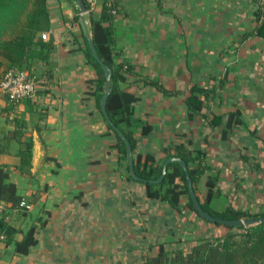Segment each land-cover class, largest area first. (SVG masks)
<instances>
[{
  "label": "crops",
  "instance_id": "obj_1",
  "mask_svg": "<svg viewBox=\"0 0 264 264\" xmlns=\"http://www.w3.org/2000/svg\"><path fill=\"white\" fill-rule=\"evenodd\" d=\"M72 1L59 0L55 7H49L50 26L43 31L48 34L45 41L51 48L45 59H33L29 64L38 81L35 95L12 103L0 90V164L6 166L8 180L15 182L21 200L32 206L26 210L0 201V216L18 230L15 240L21 239L31 225L37 229V242L26 254L15 252L13 242L0 238V264H143L146 257L153 254L154 243L161 239L158 232L152 240L148 233L154 229L139 218L143 213L149 215L147 210L120 207L126 186L135 182L125 178L123 164L118 162L116 150L111 147L113 137L103 135L107 124L94 100L82 98L87 81L95 79L97 74L83 54L84 32L79 19L74 18L76 8ZM117 2L123 13L114 21L115 49L120 51L115 61L131 63L140 78L150 77L172 92L162 95L142 83L139 86L119 84L141 97L133 108L130 125L122 124V128L137 139L141 151L157 154L165 143L184 140L181 132L189 128L193 129V138L199 146L209 153L219 151L224 155L222 159L241 145L258 150L257 141L256 144H244L236 133L241 131L249 137V131L256 130L257 123L264 136V95L258 92L259 88H264V81L262 85L256 80L242 83L237 74H232L228 63L219 75H209L207 80L202 73L198 77L192 76V72L197 74L207 61L204 56H209L215 63L221 61L219 53H229L233 47L236 49L234 54L231 53L232 57L237 52L258 53L264 61V53H261L264 37L251 35L238 43L242 33L254 24L249 10L251 0L241 9L238 6L231 9L232 0ZM99 3L93 12L99 10ZM192 18L207 32L214 31L229 19L231 23L226 28L229 37L224 40L229 44H220L204 36L203 45L197 40L199 44L191 50L188 43L191 23L188 20ZM184 24L190 27L182 26ZM234 63L232 70L253 76L254 63L251 71L238 66V60ZM260 69L264 76V67ZM213 76L217 79L225 76L227 83L241 81L252 90L235 92L241 98L226 104L224 100L229 89L225 85L222 90H217V101L215 98L210 101V112L206 110L204 116L195 114L187 119L181 107L180 93L173 92L178 89L187 94L194 85L210 83ZM235 108L241 111L243 125L229 134L231 140L222 141L220 124L210 127L208 119L213 113L220 115ZM144 124L151 127L148 133H142ZM154 138L161 143L155 151L149 148ZM27 139L32 140L29 165L32 176L18 169V151ZM220 161L214 159L211 165ZM214 174L212 171L211 175ZM256 177L264 180L261 174L247 173L244 181ZM220 180L224 190L233 184L232 176L225 172L220 174ZM140 194L147 202L141 190ZM220 196L224 195L210 201V206L216 210H221L225 204V199Z\"/></svg>",
  "mask_w": 264,
  "mask_h": 264
},
{
  "label": "trees",
  "instance_id": "obj_2",
  "mask_svg": "<svg viewBox=\"0 0 264 264\" xmlns=\"http://www.w3.org/2000/svg\"><path fill=\"white\" fill-rule=\"evenodd\" d=\"M87 10L89 4L83 0ZM97 12L88 10L86 15L88 30L98 57L103 64L111 69V92L107 97L105 109L113 123L126 135L132 149L133 171L139 177L134 179L129 173L126 146L118 134L106 122L101 109L100 99L104 93V73L102 65L93 57L84 36L85 59L95 68L97 77L87 81L86 88L82 91L83 99H93L95 107L107 124V131L103 135H112L117 160L123 164L125 178L140 185L142 195L151 201L161 203L167 213H180L190 211L205 222L216 226L219 231L215 235H205L198 239L188 240L189 245L184 252L178 246L182 240L167 241L160 239L154 243L153 254H149L143 264H264V220L250 226L226 225L211 222L202 218L195 210L190 198L186 174L179 161H171L166 166L164 176L159 182H150L158 179L162 174L164 161L168 157H178L185 161L192 186L201 207L209 214L225 219L241 217L257 218L264 216V200L255 202L254 209L243 196L247 204L240 207L237 203V192L245 184L244 177L247 173H258L264 176V136L256 133L255 129L249 131L259 144V149L248 148L245 145L237 147L235 152L226 154L225 159L215 166L211 165L214 158L209 157V152L198 145L193 138V129L182 131L184 140L165 143L157 154L141 151L137 139L129 130H124L122 124L130 125L134 106L140 100L137 92L121 88L120 83L139 86L140 83L155 88L162 95H171V91L152 78H140L133 71V66L127 61H115L120 53L115 49L114 21L123 13L117 0H101ZM251 21L254 22L246 32L242 33L239 44L249 36L264 37V0H251ZM75 20L79 19L78 11L74 14ZM50 26L49 0H0V80L5 73L14 68L24 67L29 69L33 59H45L51 44L40 37V32ZM8 37H5L6 34ZM237 43V44H238ZM37 78V76L35 75ZM212 86H192L188 93L176 89L173 93H180L182 109L187 119L195 114L204 116V111L210 110V101L216 97L218 89L222 90L227 79L210 77ZM218 81V84L215 82ZM38 88V82H37ZM36 88V91H37ZM210 127L220 124L219 138L229 141V134L243 125V118L239 108L229 110L223 114H212L208 119ZM151 127L142 126V133H148ZM204 141L206 137L204 136ZM32 140L27 139L18 151V169L25 175H30L29 165L31 159ZM109 153V152H108ZM212 161V162H210ZM214 171V175L205 173ZM225 172L232 176L233 184L230 189L224 190L220 183V174ZM239 177V178H238ZM9 172L5 165L0 164V201H6L12 207L18 208L21 200L17 194L15 182L8 180ZM224 195L225 204L221 210L210 206L213 197ZM242 196V195H240ZM264 198V194L262 195ZM17 229L10 225L4 216H0V235L5 242H13L14 251L26 254L29 248L37 242V229L31 225L19 240L14 239ZM173 252L174 256L169 253Z\"/></svg>",
  "mask_w": 264,
  "mask_h": 264
},
{
  "label": "rangeland",
  "instance_id": "obj_3",
  "mask_svg": "<svg viewBox=\"0 0 264 264\" xmlns=\"http://www.w3.org/2000/svg\"><path fill=\"white\" fill-rule=\"evenodd\" d=\"M177 1H181V0H177ZM248 0H232L233 5L231 6V9L235 8L238 6L239 9L241 8H245V3ZM57 2H59V0H49V7H55V4H57ZM73 2V6L76 8L75 11H78L79 14V9L76 6L74 0ZM87 3L89 4V11L93 10L95 5H92L90 3V0H87ZM188 22L191 23V34L188 35V43L191 46V50H194V47L200 43L203 45L204 41V36H209L212 40H214L217 43H225L227 41L224 42L225 39H227L229 36L226 33V28L228 26H230V20L228 19V21L223 22V24L221 26H219V28L215 29L214 31L211 32H207L206 29L202 30V27H200L199 23L194 20V18L189 19ZM209 25V24H208ZM219 24H217L218 26ZM185 27H190V25H182ZM210 26V25H209ZM9 34L7 33L5 35V37H8ZM199 38V39H198ZM198 40V42H197ZM202 41V43L200 42ZM229 43L227 42V45ZM230 46V45H229ZM199 47V46H198ZM235 49L236 47L231 48L229 53L223 54L219 53L218 59L221 61H216L215 63H213L210 59L209 56H204V59H207V63L205 62V64H202L201 67V71H198V73L196 74L195 72H192V76L198 77L201 73L203 74V76L205 77L204 79L207 80L209 75H219V73L221 72L222 67L225 68L224 65H226V63H228L229 68L232 71V74L234 73L237 74V76L241 79L242 83L244 80H249V81H254L256 80V82H260V84L262 85V82L264 81V76L262 73V70L260 69L261 67H264V61L258 57V53H252L250 54H245L243 52L238 53L237 55L234 57H232V54L235 53ZM232 53V54H231ZM261 53H264V49H262ZM253 55V56H252ZM220 57V58H219ZM254 57H257L256 60L254 59ZM191 59H195V58H191ZM230 59V61H228ZM238 60V66L240 67H244L245 70L247 71H251L253 63L255 65V71L253 76L249 77L245 71H236L235 69L232 70L231 67H234V62ZM195 61V60H193ZM228 61V62H227ZM199 64V63H198ZM261 66V67H260ZM254 67V66H253ZM24 68V67H22ZM25 69V68H24ZM200 69V68H199ZM229 69V70H230ZM195 71V70H194ZM238 72V73H237ZM225 78V76H223ZM221 77V78H223ZM186 78L188 79V75H186ZM241 81L239 82H226L225 85L226 87H228V91L226 94V99L224 100V103H228L229 101L232 102V99L235 100V98H241L236 96L235 92H240V91H244V90H252V88H246V86H244L243 84H241ZM215 84H218V81L215 82ZM208 86H212L214 85V83L210 82L207 84ZM224 85V86H225ZM255 89V88H254ZM260 89V90H259ZM258 92L260 93V95H264V88H259ZM257 90V89H256ZM217 98H215V101ZM214 101V103H215ZM227 101V102H226ZM143 110V109H141ZM253 119V118H252ZM255 119V118H254ZM256 133H261V128H260V124L256 123ZM112 136V135H111ZM236 137L243 139L245 142L244 144H256V140L254 138V136H249L251 137V139L248 137V135L244 136L241 131L236 133ZM249 138V139H247ZM113 140V139H112ZM157 138H154V140L152 139L151 141V146L149 147L152 150H156V148L159 147V145L161 143H158ZM163 142V141H161ZM234 146V144H232ZM251 148V147H250ZM140 150H141V146H140ZM209 157L214 158L216 160H223L222 156L224 157V155L220 154L219 151H213L211 153H209ZM212 162V161H210ZM124 167V166H123ZM124 169V168H123ZM124 172H126V170L124 169ZM210 171L205 172L206 174L209 173ZM125 174V173H124ZM210 174H212V172H210ZM258 178V177H256ZM252 178L249 179L248 181H246V183L244 184V186L242 188H240V190L237 192L238 196L237 197V203L239 204V206L245 207L247 204L243 201V196L249 201V204L251 205V208L254 209V204L255 202H259L261 200H264V198L262 196H260L261 194L264 193V180L261 178ZM257 183V184H256ZM125 193L122 194V196H124L123 200L121 201V206L124 209L127 210H136V209H140L142 208L143 210H147L148 214L143 213L144 215L142 217L139 216V218H143V220H146V224H149L150 229L152 230V228L154 229V231L149 232L148 234H150L152 236V240L154 239L153 237L156 235V233H160L161 234V239L167 240V241H171V240H175V239H180L182 240L180 243H178V246L182 247L184 252L187 250L188 245H189V241L188 240H193V239H198L200 237H203L205 235H215L219 229L208 223L205 221H202L200 219H198L194 213L184 210L180 213H167L165 212V207L161 204L158 203L156 201H151V200H147V202H145V200L141 199V194H140V190L141 187L140 185L136 184V183H129L126 186L125 189ZM102 193V191H99ZM256 193H258V196H254ZM261 193V194H260ZM260 194V195H259ZM242 195V196H240ZM223 199H225L224 196H220ZM102 203V202H100ZM32 208V206L30 207ZM150 212H153L152 214ZM140 214V213H138ZM151 216L153 218H151ZM145 222V221H143ZM145 224V225H146ZM150 231V230H148ZM145 230V232H148ZM170 255L173 254L172 251H170L169 253ZM174 256V255H171Z\"/></svg>",
  "mask_w": 264,
  "mask_h": 264
},
{
  "label": "water",
  "instance_id": "obj_4",
  "mask_svg": "<svg viewBox=\"0 0 264 264\" xmlns=\"http://www.w3.org/2000/svg\"><path fill=\"white\" fill-rule=\"evenodd\" d=\"M74 2H75L76 6L79 9V21H80L81 27L83 29L87 45H88V47L90 49V52L93 55V57L102 65V70H103V73H104V78H105L104 85H103L104 93H103V95H102V97L100 99L101 112H102L106 122L118 134V136L122 139V141L124 142V144L126 146V154H127V160H128L130 175L134 179H139V177L133 171L132 149H131V145L129 143V140L126 137V135L119 129V127H117L113 123V121L110 119V117L107 114L106 109H105V104H106L107 97H108V95L111 92V88H110V84H111V69H110V67L108 65L103 64V62L98 57L97 52L95 50V47H94V44L92 42L89 30H88V26H87L86 15L88 13V10H87V7H86L84 1L83 0H74ZM38 154H40V152ZM171 161H179L181 163V165H182V167H183V169L185 171V174H186L187 187H188V192H189L190 198L192 200V204H193L195 210L197 211V213L202 218H205L206 220L211 221V222H218V223L226 224V225H244V226L254 225V224H257V223H259V222L264 220V216L257 217V218L241 217V218H234V219H225V218H218V217H215V216L209 214L207 211H205L201 207V205H200V203H199V201H198V199L196 197L195 191L193 189L191 178H190V176L188 174V171H187L186 163L181 158L173 157V156L168 157L163 163L161 176L158 179H156V180H150V182H159L162 179V177L164 176V174H165L167 164L169 162H171Z\"/></svg>",
  "mask_w": 264,
  "mask_h": 264
},
{
  "label": "built area",
  "instance_id": "obj_5",
  "mask_svg": "<svg viewBox=\"0 0 264 264\" xmlns=\"http://www.w3.org/2000/svg\"><path fill=\"white\" fill-rule=\"evenodd\" d=\"M101 0H90L92 5L100 2ZM42 39H47L48 34L46 31L40 32ZM37 78L34 74L24 68H14L5 73L0 80V90L6 99L12 103L19 102L26 98H31L36 93ZM31 205L24 200H20L18 208L30 209ZM0 238L2 236L0 235Z\"/></svg>",
  "mask_w": 264,
  "mask_h": 264
}]
</instances>
